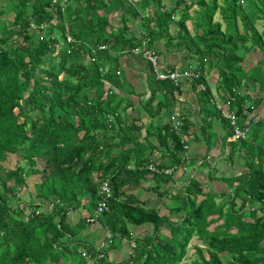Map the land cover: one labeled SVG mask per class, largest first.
Listing matches in <instances>:
<instances>
[{
    "label": "trees",
    "instance_id": "1",
    "mask_svg": "<svg viewBox=\"0 0 264 264\" xmlns=\"http://www.w3.org/2000/svg\"><path fill=\"white\" fill-rule=\"evenodd\" d=\"M169 1L67 0L62 10L53 0H9L0 7L1 16L13 14L0 24V264H86L90 258L94 264H186L182 261L194 236L200 244L194 245L189 264H264V170L249 162L246 173L229 180L230 187L236 184L221 202L215 201L219 193H203L192 178L171 194L172 174L150 172L147 165L155 150L161 155L160 162L154 160L158 168L187 163L181 135L191 125L183 116L177 134L168 122L154 124L161 113L174 111L180 86L156 80L149 61L132 53L142 40L154 48L161 39L196 58L201 75L191 86L200 105L201 132L210 125L206 117L212 108L221 116L204 78L205 65L218 69L220 99L237 106L241 115L238 97L244 95L237 90L243 76L238 73L251 48L264 50V24L259 30L255 22L264 21V0H248L250 13L242 11L245 0H224L223 6L217 0ZM195 5L199 9L192 16ZM147 7L153 12L143 15ZM217 10L224 30L214 19ZM197 15L201 18L192 23V32L186 21ZM134 21L140 22L138 33L131 29ZM123 55L143 60L146 92L126 77ZM144 117L150 121L143 123ZM228 126L224 140L232 134ZM243 144L231 142L230 153ZM9 154L19 156L13 169L3 166ZM37 159L44 164L41 169ZM35 173L41 178L25 213L18 192ZM106 177L112 197L97 220L106 231V243L97 248L78 234L91 224L86 218L96 210L98 186ZM145 181H151L147 190L158 198L175 200L168 215L127 192ZM246 202L248 211L243 210ZM79 208L87 213L69 223V212ZM145 223L151 232L132 237V228ZM123 240L134 242L130 254L109 259L108 250Z\"/></svg>",
    "mask_w": 264,
    "mask_h": 264
},
{
    "label": "crops",
    "instance_id": "2",
    "mask_svg": "<svg viewBox=\"0 0 264 264\" xmlns=\"http://www.w3.org/2000/svg\"><path fill=\"white\" fill-rule=\"evenodd\" d=\"M188 21L193 22L192 19ZM176 28L177 27L173 25L172 31H174ZM131 29L135 33H138L140 30L139 28L135 27ZM261 30H263V26ZM157 43H160L161 47L159 48L154 43V49L158 55L159 62L161 63L160 65L163 68H183L187 66L197 67L194 58L190 59V57L186 56L187 50H178V48L174 45L167 47L164 45V40L157 41ZM263 51L264 50H260L257 46L251 48L249 52L246 53L245 59L242 62V70L239 71L243 76V82H241L237 91L240 92V95H244V97H238L239 99H242L241 103L243 106L241 115L238 116V120L240 122L242 121V124L249 122L250 127L248 136L246 140H244V144L240 148L234 147L235 149L233 150V153H230L231 147L229 145L233 141L228 140V138L224 140L225 135L229 130V124L227 123L228 121L221 117L218 112L215 111V108H212L213 110L210 111L211 115L206 117L210 125L207 126L205 130L200 132L199 128L201 127L202 120L200 116V105L198 103L197 93L192 89V81L185 80L180 84V92L176 94L177 101L175 103L174 110H178L181 114H183L185 120H189L188 122L190 123L191 128L188 131L189 133L185 135V143L188 145L185 158L187 163H184L181 166H175L176 168L172 173L173 176H177L174 177L175 182L177 179L180 181L185 177L183 176L185 171L191 172L189 177L185 179L186 181L184 180L186 183L190 178H192L198 182L203 193L212 190L215 193H219V199L224 200L225 196L223 194L231 192V188H233L236 184V182H234L232 187H230L229 180L232 177H237L240 174L246 173L249 170V162L255 166L259 165L264 170V76L262 71V69H264V63L262 64V69L260 68V62H264ZM137 59L140 60V58ZM138 70L139 71L136 73V76L139 77L138 81L131 83L133 85L136 84L135 88H138L141 84L139 90L141 92H146L147 90L145 85L146 75L148 72L146 70L145 64L140 66ZM143 71L145 72L144 76H142ZM203 74L205 81L210 88L211 94L213 95L214 102L220 100L222 101V99H220V94L222 92L218 87V69L216 67L209 68L208 65H205ZM236 108L237 106L233 107L235 111ZM253 118H257V121H253ZM148 121H150V119L147 117L142 119L143 123H147ZM153 122L154 124L167 123L168 114L165 112L161 113V115L157 116ZM232 154H234V156L230 158ZM155 159L159 160V162L161 159V155L157 150L154 152L152 161ZM189 160L192 162V164L188 163ZM129 166L133 167V164H130ZM184 168L186 170H183ZM179 169L182 170L179 171ZM208 171H210V177L208 175ZM175 182L171 183V194L175 193V191H173L175 189ZM185 182H183L181 186H183ZM142 184L144 185L142 186L143 188L148 187L151 184V181H145ZM133 191L134 190H128L127 192L133 193ZM180 191H182V189H180ZM148 193H150V191H147V194ZM154 196L151 194L149 198L144 199L146 203H148L147 206L156 208L161 214H164V211L167 210V207L169 206L168 203L170 197L164 196L162 198H158L156 195ZM197 196H199V198L201 197L200 200L203 198L202 194ZM194 198H196V196ZM239 205L240 203H237L236 208H238ZM249 209H251V205L249 202H246L243 210L248 211ZM257 213L260 214L258 211ZM96 223L98 224L97 221ZM149 225V223H145L139 227H133L132 237H136L139 234L145 235L150 233L148 230ZM98 235L95 238L94 243L96 247L99 244L101 246L103 245V241L101 239L102 237L100 238ZM124 241L125 240H123L120 246L112 248L115 255L121 253L124 254L121 258H125L128 255V252L126 253V251L123 249ZM131 244L133 245L134 242L131 241ZM99 247L100 246L97 248ZM108 257L109 259L119 261L116 260V258H113L110 252H108Z\"/></svg>",
    "mask_w": 264,
    "mask_h": 264
},
{
    "label": "rangeland",
    "instance_id": "3",
    "mask_svg": "<svg viewBox=\"0 0 264 264\" xmlns=\"http://www.w3.org/2000/svg\"><path fill=\"white\" fill-rule=\"evenodd\" d=\"M8 1L9 0H0V7H3L4 6V4H8ZM207 1V3H209L211 0H206ZM166 2H168V4L170 3V1L169 0H163V3H166ZM242 2H243V0H242ZM217 3L220 5V6H223V4H224V0H217ZM167 4V5H168ZM251 5H252V1H248V0H245V2H244V5H243V10L242 11H244V10H249V13H250V8H251ZM199 9V6H193L192 8H190V10H189V13H190V15H195V12H196V10H198ZM154 10V9H153ZM151 12H153V11H151L150 10V7H147L143 12H142V14L143 15H148V14H151ZM182 12H184V10H182ZM180 13H181V11H178L177 13H175L174 14V18L176 19V18H178V16L180 15ZM12 16H13V14L12 13H6V14H4V15H0V24L3 22V23H5V20L4 19H11L12 18ZM199 18L198 19H196L197 17H192L191 19L193 20V22H196V21H200V15H197ZM112 17H114L116 20H117V15H116V13H114V15H112ZM249 18H253V17H251L250 15H249ZM214 19L215 20H219L220 22H221V24H222V30H224L225 29V21L222 19V15L220 14V11L219 10H217V12H216V14L214 15ZM55 22V21H54ZM117 22V21H116ZM192 21H187L186 22V24H187V26L190 28V30L192 31V32H194V29H195V27L193 26V22L191 23ZM255 22H256V26H257V28L259 29V30H261L262 29V26H263V24H264V21L263 20H260V19H257V20H255ZM130 26L133 28V27H135V28H139V26H140V22L139 21H134L133 22V24H130ZM240 29H242V24L240 25ZM14 38V36H12L11 37V39H13ZM161 39H159V40H155V44L160 48L161 47V44L160 43H157V41H160ZM241 47H239V49H240ZM153 50L155 51V49L153 48ZM186 51V50H185ZM156 52V51H155ZM190 59H193L192 57L190 58ZM196 59V58H195ZM194 59V60H195ZM88 60H90L89 58H88ZM196 62V65H199L198 64V62H197V60H195ZM264 62L263 61H261L260 62V68L262 69V64H263ZM161 64V63H160ZM121 65H122V67H123V70H124V73H125V75H126V77L128 78V80L130 81V82H132V83H135V82H137L138 81V79H139V77H137L136 76V73H137V71H139L138 70V68L140 67V66H143L144 65V62H143V60H138L135 56H133V57H128L127 55L126 56H122V58H121ZM262 71H263V76H264V69H262ZM238 72V71H237ZM236 72V73H237ZM144 71H143V73H142V76H144ZM238 75H241V72H239L238 73ZM243 82V81H242ZM131 83V84H132ZM133 85V84H132ZM134 87H136V84H134L133 85ZM135 98L137 97V96H134ZM189 156V155H188ZM17 158H19V156H15V155H13V154H9V156L7 157V159L5 160V162H3V166H4V168L5 169H13L14 167H16V165L17 164H19V160L17 159ZM44 166V164H43V162H42V160H40V159H37V164H36V167H38L39 169H41L42 167ZM184 167V166H183ZM180 170H182V169H179V171ZM183 170H186L185 168L183 169ZM191 172H187V171H185V173H183V176H185L184 178H182L180 181H178L179 179H177L176 180V182H175V179H174V177H177L176 175L175 176H173V174H172V178H173V183L175 182V189L173 190V191H175V192H177V191H180V189H182V186H181V184L183 183V182H185L186 180V178H188L189 177V174H190ZM40 178H41V173H35V174H33V175H31V176H29L28 178H27V182H26V186H24V187H22V189H20L19 191H20V193L18 192V194H20L21 195V198H22V201H20V207H24V204H25V208H24V211H25V213H28V211H29V209L27 208V202L29 201V199H32L33 197H34V188H35V184L37 183V182H39V180H40ZM185 180V181H184ZM149 184V183H148ZM184 184H187L186 182L184 183ZM144 186V185H143ZM177 187V188H176ZM145 188V189H144ZM142 187V186H140L138 189H134V191H133V193L136 195V196H138L141 200H144V199H147V198H149L150 196H151V194H153V196L155 195L154 193H152V191H150V193H148L147 194V187ZM155 197V196H154ZM201 198V197H200ZM200 198H199V196H197L196 195V200H200ZM215 201L216 202H221L222 201V199H219V197H215ZM174 202H175V200L174 199H169V203H168V205H172V204H174ZM148 204V203H147ZM262 204V203H261ZM260 205V204H259ZM87 213V211L86 210H84L83 208H79L78 210H71L70 212H69V214H68V222L70 223H74V222H76V220L78 219V217L81 215V214H86ZM168 211L167 210H165L164 211V214L165 215H168ZM170 217H172V218H178V217H180V214H178V215H170ZM214 225H211L210 227L212 228ZM151 229H152V227L149 225L148 226V230H149V232H151ZM92 231V232H91ZM91 232V233H90ZM99 234V235H98ZM106 234V231L104 230V229H102L101 228V226H99L96 222L94 223H91L86 229H83V230H81L80 232H79V234H78V236H80L83 240H87V241H90V243L93 241L94 243H95V238L97 237V235L101 238V237H103L104 235ZM140 235V234H139ZM102 239V238H101ZM103 241V240H102ZM98 243H99V241H98ZM104 243H106L105 241H103V244ZM115 244H118V241H116V243ZM196 244H200V242L196 239V237L194 236V237H192V239L190 240V242L188 243V246H187V248H188V250H187V253H186V257L183 259V261H182V263H186V264H189L190 262H191V260L193 259V255H194V251H195V249H194V245H196ZM98 246H100L101 247V245L99 244ZM97 246V247H98ZM130 246H132V244L130 243V245H128L127 244V242H126V240L124 241V246H123V249H124V251H126V253L128 252V255L130 254ZM200 246H202V245H200ZM81 249H83L82 247H80ZM108 252H110L111 254H112V256H113V258H116V260H121V259H123V258H121L124 254L123 253H121V254H114V250L113 249H110V251H108ZM117 253V252H116ZM127 255V256H128ZM73 260H75V258L73 259ZM89 261V260H88ZM87 261V263L89 264V262ZM86 263V264H87Z\"/></svg>",
    "mask_w": 264,
    "mask_h": 264
},
{
    "label": "built area",
    "instance_id": "4",
    "mask_svg": "<svg viewBox=\"0 0 264 264\" xmlns=\"http://www.w3.org/2000/svg\"><path fill=\"white\" fill-rule=\"evenodd\" d=\"M54 3H58L61 6V9L63 10L64 5L66 4L67 0H53ZM242 2V0H241ZM32 28L33 24H30ZM144 34V32H142ZM67 42L71 41V37L67 34L66 35ZM100 48H104V46H100ZM132 53L135 55L141 54L142 58L149 61L151 64V69L153 71V75L156 80L159 81H169L174 86H180V84L185 80H192L195 78H198L201 75V68L199 65L197 67H170V68H163L160 65L158 55L153 50V48H149L146 46V41L142 40L141 47H135L132 49ZM216 108L220 112L221 116L225 118L232 130V134L228 137V140L231 141H239V140H245L248 136V131L250 124L248 123H240L238 121V116L236 114V111L231 106V103L229 100H220L217 102H214ZM253 121H257V118H253ZM168 123L172 130L175 131L177 134H181V127L183 125V115L178 111L174 110L172 113L168 116ZM183 147L184 149L188 148V145L184 143L186 142L185 135H181ZM130 167V166H128ZM174 167L169 168H158L154 161H151L147 165V169L150 172L155 173H162V174H172L175 170ZM99 194L101 198L97 201L96 204V210L93 212L92 215H89L86 219L87 221L93 223L98 220L99 215L102 212L108 211L109 205L108 202L110 198L112 197V186L110 184L109 178H104L100 181L98 186ZM262 204H264V198L261 201ZM104 256V253L102 251H99L97 254L98 258H102ZM87 258H90V256H87ZM90 264H94L93 260L90 258L88 259Z\"/></svg>",
    "mask_w": 264,
    "mask_h": 264
},
{
    "label": "bare ground",
    "instance_id": "5",
    "mask_svg": "<svg viewBox=\"0 0 264 264\" xmlns=\"http://www.w3.org/2000/svg\"><path fill=\"white\" fill-rule=\"evenodd\" d=\"M173 210V209H172Z\"/></svg>",
    "mask_w": 264,
    "mask_h": 264
}]
</instances>
